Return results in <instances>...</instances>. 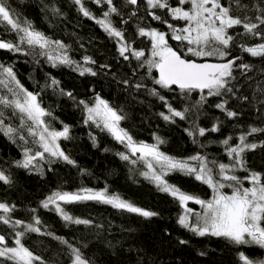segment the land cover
I'll use <instances>...</instances> for the list:
<instances>
[{"label": "trees", "instance_id": "16d2710c", "mask_svg": "<svg viewBox=\"0 0 264 264\" xmlns=\"http://www.w3.org/2000/svg\"><path fill=\"white\" fill-rule=\"evenodd\" d=\"M177 2L169 0L172 6H176ZM221 2L226 5L231 3L233 9L236 8L234 0ZM6 3L14 18L21 22L29 21L34 29L51 40L61 41L66 45L64 51L72 61L97 73L95 76L89 73L81 76L76 64L53 67L46 56L36 55L40 49H29L27 45H21V52L0 49V64L11 67L20 85L36 94L41 107L50 113L43 117L49 129L62 131L65 125L69 127V138H59L57 143L74 164L45 153L43 159L34 161L35 167H18L16 162L23 161L25 149L30 150V154L43 151L38 135H30L28 131L30 126L37 133L41 129L35 128L32 121L14 108L0 105V112L3 113L0 117L3 125L0 127L16 129L11 139L0 130V171L11 179L9 184L0 181V203L15 206V210L9 214L13 221L21 220L25 224L34 223V218L41 221L38 225L41 232H28L19 237L33 255L39 256L44 264H71L70 250L56 239L61 237L79 248L90 264H240L238 251H244L256 259L263 258V249L258 246H236L223 238L209 235L200 237L180 227L177 220L184 214V209L178 200L160 191L155 182L141 174L148 168L144 160L139 159V153L132 155L126 144L117 141L102 126L97 127L91 121L85 123L87 112L80 101L92 106L96 96L106 100L125 117L119 127L126 130L137 144L157 145L161 152L178 160L201 154L218 162L231 163L221 141L231 137L229 143L235 146L239 143V136L247 133L251 127L264 129V104L259 103L264 100V94L257 91L264 88V56L253 57L241 49V45L254 47L264 43V38L238 35L243 33V28L237 26L228 30L234 40L228 49L230 56L224 60L218 57H187L197 62L223 63L238 56L240 60L237 64L251 66L248 70L234 66L235 79L229 83L233 91L209 96L198 105L201 97L198 92L186 95L178 88L169 90L156 85L153 82L155 70L149 75L147 66L141 67V61L132 57L131 52L126 53L128 60L120 55L118 38L109 36L96 23L108 11L106 3L82 0L94 18L83 16L73 0H6ZM241 3L247 8L233 14H246L252 18V22H257L254 17L260 14L257 8L261 6V0H241ZM113 4L120 13L110 15L113 26L123 32L131 48L143 50L145 58H150L151 41L149 37L138 34L139 28L157 29L171 35L167 25L153 20L149 11H154L177 28L186 26L183 20H173L166 9L149 10L145 0H138L137 5H131L126 0H113ZM53 8L59 9L62 15L54 14ZM133 12L136 14L132 15ZM0 40L12 43L19 40L17 33L3 21H0ZM169 44L173 48L185 46L170 38ZM52 54L63 53L53 46ZM85 56L95 63L85 64ZM0 79H4L8 85H0V96L9 100L23 98V93L14 82L2 75ZM53 79L59 82L58 85L51 83ZM124 81H128V84ZM138 83L144 87L137 89L135 85ZM9 88L18 97L9 92ZM152 89H156L159 95H153ZM68 92L72 93L71 97L67 95ZM160 96L165 99L161 100ZM243 97L248 99L244 100ZM225 101L227 110L238 113L236 117L229 118L225 111L215 107ZM169 105L185 112L186 118L164 120L161 113L169 114ZM213 125L219 131L199 135L198 128L211 129ZM189 131L193 132L192 136L188 134ZM157 137L163 143H158ZM247 142L258 146L243 153L245 168L264 174V131L248 136ZM120 153L128 155L130 159H121ZM133 160L136 163H132ZM247 174L245 170L236 172L241 177ZM162 179L202 199H210L212 195L207 185L179 171L163 174ZM245 186H250L247 181ZM81 189H107L109 195L119 196L158 215L145 218L96 201L60 202L69 215L93 221V225L85 226L65 222L54 206L48 209L42 206V201L53 192L75 193ZM187 206L200 211V206L191 201ZM194 219L190 217V220ZM23 230V226H17L14 230L0 222V235L5 237L6 246H13L17 239L15 233ZM180 240H187L188 243L180 244ZM202 252L205 254L200 255ZM0 264L13 262L0 257ZM33 264H40V261H33Z\"/></svg>", "mask_w": 264, "mask_h": 264}, {"label": "snow or ice", "instance_id": "6c2138e0", "mask_svg": "<svg viewBox=\"0 0 264 264\" xmlns=\"http://www.w3.org/2000/svg\"><path fill=\"white\" fill-rule=\"evenodd\" d=\"M73 2L79 6L78 10L83 16L94 18L92 13L85 8L82 0H73ZM102 2L109 6L108 11H105L103 13L104 18L96 20V23L109 36L118 38L120 55L125 60H128L129 56L126 53L131 52L132 57L141 61V67L147 66L149 75L155 70L158 75L153 78V82L156 85L169 90L178 88L181 93L186 95H190L193 91H198L201 94L200 101L197 102L198 105L206 101L209 96H219L222 91H233V88L229 87V83L231 79H235L233 77L234 66L243 70H248L251 66L248 64H237V61L240 60L238 56L223 63H198L196 60L187 57L189 55L199 58L218 57L224 60L230 56L228 49L234 40L228 30L237 26H242L243 28V33H238V35L247 34L264 38V27H262L264 26V0H261V6L257 8L260 14L254 17L257 22H252V18H249L246 14L243 16L233 14L234 11L247 8V5L242 4L241 0H234L235 9H233L231 3L226 5L221 0H178L176 6H172L169 0H145L149 10L166 9L173 20L186 22V26L177 28L173 24L168 23L167 20L162 19L154 11H149L148 14L153 20L161 21L167 25L171 35L169 36V33L157 29L145 30L144 28H139L138 34L141 37H149L151 41L150 58H145V52L131 48L130 44L125 41L123 32L113 26L109 18L110 15L113 13L120 14L117 7L113 4V0H95L97 4ZM126 2L131 5H137L138 0H126ZM185 5H189V7L185 8ZM52 11L56 15H62L59 9L53 8ZM135 14V12L132 13V15ZM0 21L10 25L11 30L15 31L19 38L18 43L0 40V49L10 52H21V45H27L29 49H40L36 55L46 56L48 61L52 62L53 67L58 66V64L69 66L76 64V70L79 71L81 76L85 73L93 76L97 74L91 68L81 67L79 63L72 61L67 56L66 51H64L66 45L61 41L51 40L42 32L34 29L29 21L21 22L19 19L14 18L6 0H0ZM169 38L185 46L183 48H173L169 44ZM53 46L55 50H59L63 54L53 55ZM241 49L253 57L264 56V43L257 44L254 47L241 45ZM83 59L85 64L95 63L90 57L85 56ZM0 75L14 82L20 92L23 93L22 101L19 98L9 100L7 97L0 96V105L14 108L26 116L29 121H32L35 128L41 129L37 133L30 126L28 131L30 135H38L43 151H36L34 154H30V150L25 149L24 159L23 161H17V166L25 169L35 167L34 161L37 158L43 159L45 153L52 157L61 158L69 164H74V161L65 155L56 143L59 138H69V127L65 125L62 131L50 130L43 119L50 113L41 107L37 95L27 91L20 85L11 67H5L0 64ZM51 83L58 85L59 82L53 79ZM123 83L128 84V81ZM0 85L8 86L4 79H0ZM135 87L139 89L144 87V85L138 83ZM205 90H207L206 95H204ZM257 91L264 94V88H258ZM9 92L18 97V94L13 89L9 88ZM151 93L159 95L156 89H152ZM67 95L71 97L72 93L68 92ZM159 98L161 100L165 99L163 96ZM242 99L247 100L248 97H243ZM80 103L84 105L87 112L85 123L91 121L97 127L102 126L117 141L126 144L132 155L140 153V160L151 158L146 162L148 171L141 174L155 182L160 191L168 193L178 200L184 209V214L180 215L177 220L180 227L200 237L209 235L223 238L236 246H258L260 249H264V174L247 170L243 157L245 151L254 150L258 146L256 143L247 142V137L264 131V129L251 127L247 133L239 136V143L235 146L229 143L232 139L231 137L221 141L225 146L227 156L231 159V163L218 162L201 154L192 155L186 160H178L161 152L157 145L135 143L131 135L119 127L120 121L125 117L113 109L106 100L96 96L93 106H88L84 101H80ZM259 103L264 104V100H260ZM225 105L226 101L216 104L215 107L225 111L229 118L238 115L235 111L227 110ZM185 111H188V109H185ZM168 113L167 115L161 113V116L166 121L172 120L174 117H179L182 120L186 118L185 112L175 110L170 105L168 106ZM2 116L3 113L0 112V117ZM2 125L3 119H0V126ZM0 130L6 136H9L10 139L16 131L11 126L0 127ZM207 131L217 132L219 128L216 125H213L211 129L198 128L200 136H204ZM188 134L192 136L193 132L189 131ZM20 139L23 140L24 137L21 136ZM157 141L158 143H163L158 137ZM119 155L125 161L130 159L126 154L120 153ZM153 161L155 165H159L163 174L179 171L207 185L212 192L211 198L202 199L185 193L178 186L169 184L162 179L161 173L157 172ZM132 163H136V161L133 160ZM238 170H245L248 174L243 177L238 176L236 175ZM0 181L4 184L11 183L10 177L5 175L4 171H0ZM245 181L250 186L246 187ZM226 189H230V191H226ZM81 201H96L108 204L116 209L136 213L145 218L158 215L156 212L137 207L119 196L109 195L107 189L98 191L81 189L75 193L56 191L42 201V206L45 209L54 206V210L65 222L91 226L93 225L92 220L75 218L64 211L60 204V202L74 203ZM190 201L199 205L201 210L194 211L189 208L187 205ZM14 210V205L9 206L6 203H0V213H3V215H0V222L9 225L14 230L17 226H23L24 229L15 233L17 237L15 239V247L6 246L5 237L0 235V245H5L0 248V257L12 261L13 264H33V261H40V264H44L39 256L33 255L22 244L19 238L28 232H41L40 227H38L41 221L39 218H34V223L31 224H25L21 220L13 221L9 214ZM190 217L195 219L190 220ZM95 227L100 228L102 226L95 225ZM49 235L51 234L49 233ZM56 239L67 245L71 253L72 264H90V260L84 256L79 248L74 247L61 237H56ZM179 243L187 244L188 241L180 240ZM204 254L203 252L200 253V255ZM238 260L240 264H264V259H256L244 251H238Z\"/></svg>", "mask_w": 264, "mask_h": 264}, {"label": "rangeland", "instance_id": "374dc122", "mask_svg": "<svg viewBox=\"0 0 264 264\" xmlns=\"http://www.w3.org/2000/svg\"><path fill=\"white\" fill-rule=\"evenodd\" d=\"M188 7H189V5H187ZM23 100V98L21 99V101ZM93 105H94V103H93ZM92 105V106H93ZM57 143V142H56ZM58 144V143H57ZM140 154V153H139ZM151 158H146V160H144V162H145V166L147 167V161L148 160H150ZM153 163H154V166L156 167V170H157V172L158 173H161V176L163 175V172H162V170L160 169V167H159V165H155V162L153 161ZM226 191H230V189H226ZM211 198V197H210ZM201 210V209H200ZM0 215H2V213H0ZM5 245H0V248H2V247H4ZM16 245H15V243H14V245L13 246H11V247H15ZM263 252H264V249H263ZM262 256H263V258L262 259H264V253L262 254ZM71 264H72V262H71Z\"/></svg>", "mask_w": 264, "mask_h": 264}, {"label": "water", "instance_id": "95a60500", "mask_svg": "<svg viewBox=\"0 0 264 264\" xmlns=\"http://www.w3.org/2000/svg\"><path fill=\"white\" fill-rule=\"evenodd\" d=\"M203 62H209V63H220V62H211V61H203ZM203 62H198V63H203ZM158 74L156 73V76H157ZM207 90H205V92H206ZM196 92H198V91H196ZM199 93V92H198ZM200 94V93H199ZM201 95V94H200Z\"/></svg>", "mask_w": 264, "mask_h": 264}]
</instances>
